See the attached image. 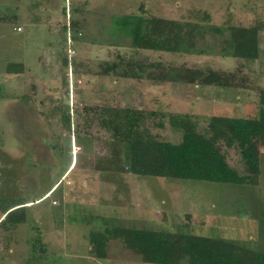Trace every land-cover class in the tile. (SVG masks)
Returning a JSON list of instances; mask_svg holds the SVG:
<instances>
[{"label":"rangeland","instance_id":"rangeland-1","mask_svg":"<svg viewBox=\"0 0 264 264\" xmlns=\"http://www.w3.org/2000/svg\"><path fill=\"white\" fill-rule=\"evenodd\" d=\"M136 14L177 21L184 37L202 25L205 36L197 38L195 49L182 42L186 51L164 59L233 72L239 87L99 77L83 74L82 67L79 74L73 69L71 87L62 61L69 55L64 29L70 18L81 23L79 33H72L77 62H90L93 73L102 60H114L117 50L132 54L127 45L110 48L104 27L113 25V16ZM258 20H264V0H0V211L22 204L2 220L0 264H147L118 240L99 255L90 235L106 226L222 238L264 252V147L258 186L144 178L130 174L127 161L124 172L109 170L111 134L84 120L87 106H132L202 117V131L213 116L254 115L264 89V54L252 71L239 72V61L214 35L225 36L227 21L250 26ZM19 64L22 74L8 73ZM66 110L71 133L80 140L63 122ZM165 123L153 132L180 142L182 134ZM221 150L244 173L239 151L223 144Z\"/></svg>","mask_w":264,"mask_h":264},{"label":"trees","instance_id":"trees-1","mask_svg":"<svg viewBox=\"0 0 264 264\" xmlns=\"http://www.w3.org/2000/svg\"><path fill=\"white\" fill-rule=\"evenodd\" d=\"M64 14L67 15L66 8ZM229 21L225 36L223 31L220 36L214 37L221 40L226 54L239 61V72L244 68L252 71L254 63L261 60L264 54V38L262 40L261 37L264 20H258L250 26H236ZM111 22L115 31H110L113 25L104 27V32L112 40L110 48L115 51L122 45H127L132 51L131 55L117 50L114 60H102L97 66L98 70L95 69L93 73L89 68L90 62L87 65L77 62L79 55H66L62 59L63 66L67 70L72 67L76 74H79L82 67L85 75L90 73L99 77L148 80L155 84H192L199 88L213 84L223 88L232 85L239 87L234 83L236 74L233 72L189 66L186 62L176 65L169 59H164L166 54L177 56L182 50L186 51L184 45L180 50L182 42H188L189 48L195 49L197 38L205 36L202 25L195 26L197 34L191 32L192 35L184 37L181 35L183 24L174 20L147 18L136 14L113 16ZM78 28H81V23L70 18L64 29L66 41L68 31L77 34ZM70 48L76 51L75 45ZM202 52L203 50L198 52L196 49L193 53ZM11 66L14 69L10 68L8 73L24 72L22 64ZM247 83L242 82L243 85ZM259 90V106L254 115L247 118L213 116L207 119V126L202 131L199 129L202 117L132 106H87L84 107V112L87 113L84 120L86 125L92 122L101 124L111 134L107 162L112 165L109 170L124 172V163L127 161V171L138 177L258 186L262 175L260 147H264V89ZM90 114H93V118ZM62 118L71 133V116L68 110L63 113ZM166 121L174 132L182 134L180 142H171L153 132V129L165 128ZM77 126L79 129L80 123ZM71 134H75V139L80 140L76 132ZM221 144L239 151L245 167L244 173L229 164L221 150ZM116 165L119 166L118 169L115 168ZM21 205L0 211V218L4 217L0 220V227L8 219V213ZM91 238L93 245L98 243L99 255L100 251L102 256L105 252L107 254L108 244L112 240H118L147 264H264V252L253 251L246 244L184 232L106 226L103 230L92 233L90 242ZM33 249L36 251L35 245ZM42 252L46 255L45 250Z\"/></svg>","mask_w":264,"mask_h":264},{"label":"built area","instance_id":"built-area-1","mask_svg":"<svg viewBox=\"0 0 264 264\" xmlns=\"http://www.w3.org/2000/svg\"><path fill=\"white\" fill-rule=\"evenodd\" d=\"M18 31H21V29H17ZM67 40H68V45H69V55L71 56V57H73V56H75V54H76V51H74V50H72V48H70L72 45H73V43H74V40H73V37H72V33L70 32V31H68V33H67ZM70 52H71V54H70ZM72 71H73V68L72 67H70L69 68V82H70V86L71 87H73V86H75L76 85V81L75 80H73V76H72ZM81 83V82H80Z\"/></svg>","mask_w":264,"mask_h":264},{"label":"crops","instance_id":"crops-1","mask_svg":"<svg viewBox=\"0 0 264 264\" xmlns=\"http://www.w3.org/2000/svg\"><path fill=\"white\" fill-rule=\"evenodd\" d=\"M176 84V83H175ZM187 85H191V84H187ZM195 86V85H194ZM207 86H209V85H207ZM196 88H199V86H196ZM58 185V184H57ZM57 185H55L47 194H46V196H48L54 189H55V187L57 186ZM116 209H114L113 208V211H114V213H116V211H115ZM1 219H4V217H1L0 218V220ZM104 262H108V260L106 259V258H104V260H103Z\"/></svg>","mask_w":264,"mask_h":264},{"label":"clouds","instance_id":"clouds-1","mask_svg":"<svg viewBox=\"0 0 264 264\" xmlns=\"http://www.w3.org/2000/svg\"><path fill=\"white\" fill-rule=\"evenodd\" d=\"M69 15V14H68ZM71 33H73L71 30H70Z\"/></svg>","mask_w":264,"mask_h":264}]
</instances>
